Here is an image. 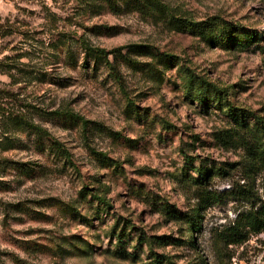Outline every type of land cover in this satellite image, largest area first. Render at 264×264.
Here are the masks:
<instances>
[{
	"label": "rangeland",
	"instance_id": "374dc122",
	"mask_svg": "<svg viewBox=\"0 0 264 264\" xmlns=\"http://www.w3.org/2000/svg\"><path fill=\"white\" fill-rule=\"evenodd\" d=\"M263 203L264 0H0V264H264Z\"/></svg>",
	"mask_w": 264,
	"mask_h": 264
},
{
	"label": "trees",
	"instance_id": "16d2710c",
	"mask_svg": "<svg viewBox=\"0 0 264 264\" xmlns=\"http://www.w3.org/2000/svg\"><path fill=\"white\" fill-rule=\"evenodd\" d=\"M108 1L111 2L113 0H108ZM120 1L121 2H125V3H128V2L130 3V2H137L139 0H120ZM120 51H121V49L120 50H116L115 52H120ZM86 52H87V57L88 58L89 57L92 58L97 63L106 62L111 67L113 73L115 75L118 74V72L115 71L116 68H115L114 64L109 59V56L111 54H113V52L107 51V50L102 49V48H92V47H89V46H87ZM202 91H203V89L200 88V96L201 97L203 96ZM16 119H17V116H15V120ZM53 145L57 146L58 149L61 150L62 153L64 155H66L67 157L70 156L69 152L65 148H63V145H61L60 143L54 142ZM252 196L253 195L251 194V192L248 193L247 195H245V197L247 199L252 198ZM246 225H247V228L249 229L248 230L249 231L248 232L249 233L248 236H250L251 234H252V236H255V235H258V234H260L261 232L264 231V203H263L262 207L258 211L252 212L248 216ZM248 236H242L241 238H239L238 240H235L234 242L238 243V244H242L248 239Z\"/></svg>",
	"mask_w": 264,
	"mask_h": 264
},
{
	"label": "built area",
	"instance_id": "2783aa9c",
	"mask_svg": "<svg viewBox=\"0 0 264 264\" xmlns=\"http://www.w3.org/2000/svg\"><path fill=\"white\" fill-rule=\"evenodd\" d=\"M259 236H264V231H263L261 234H259V235L257 236V238H258Z\"/></svg>",
	"mask_w": 264,
	"mask_h": 264
}]
</instances>
